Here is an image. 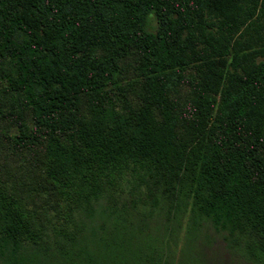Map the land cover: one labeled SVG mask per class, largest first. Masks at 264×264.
Wrapping results in <instances>:
<instances>
[{"label": "trees", "instance_id": "1", "mask_svg": "<svg viewBox=\"0 0 264 264\" xmlns=\"http://www.w3.org/2000/svg\"><path fill=\"white\" fill-rule=\"evenodd\" d=\"M130 55L164 115L116 107ZM193 63L195 107L218 114L185 146L165 92ZM9 101L46 182L0 180V264H264V0H0Z\"/></svg>", "mask_w": 264, "mask_h": 264}, {"label": "rangeland", "instance_id": "2", "mask_svg": "<svg viewBox=\"0 0 264 264\" xmlns=\"http://www.w3.org/2000/svg\"><path fill=\"white\" fill-rule=\"evenodd\" d=\"M259 21L261 22L262 19L260 18ZM250 32L254 34L251 28ZM121 66L120 85L113 89L116 107L122 111H128L129 106L137 109L146 105L151 107L155 115L157 111L164 115L162 107L157 102L150 101L151 86L138 69V58L130 55L122 61ZM202 79L201 68H199L198 63H193L179 72H172L171 79L166 83L168 89H166L165 94L170 104L168 113L173 118L175 141L179 145L191 146L196 144L197 146L200 141L208 137L210 139L213 135L212 119L218 114L217 107L210 106L207 113L199 112L195 107V98ZM207 94L213 96L216 102L220 101V93L208 90ZM13 106L14 103L9 101L6 111L0 112V180L14 190L27 189L29 188L28 184H31L29 192L25 195L37 193L40 187H37L35 183L40 182L39 174L43 175V179H41L46 182L40 169L45 144L27 149L17 148L15 144L11 143L18 120ZM3 108H5V104L1 103L0 109ZM32 205L33 203L30 202L29 206ZM77 215L80 216L79 213ZM204 233L206 237L203 242L199 243L202 252L209 253V245L221 246L222 239L212 227H209L208 232ZM224 256L228 259L227 253Z\"/></svg>", "mask_w": 264, "mask_h": 264}]
</instances>
